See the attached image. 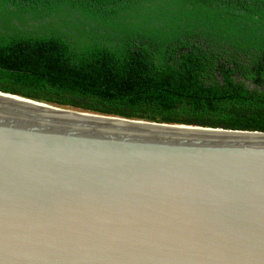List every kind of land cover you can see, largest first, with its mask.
Masks as SVG:
<instances>
[{
  "label": "water",
  "instance_id": "1",
  "mask_svg": "<svg viewBox=\"0 0 264 264\" xmlns=\"http://www.w3.org/2000/svg\"><path fill=\"white\" fill-rule=\"evenodd\" d=\"M0 264H264V133L0 92Z\"/></svg>",
  "mask_w": 264,
  "mask_h": 264
},
{
  "label": "trees",
  "instance_id": "2",
  "mask_svg": "<svg viewBox=\"0 0 264 264\" xmlns=\"http://www.w3.org/2000/svg\"><path fill=\"white\" fill-rule=\"evenodd\" d=\"M0 92L264 133V0H0Z\"/></svg>",
  "mask_w": 264,
  "mask_h": 264
}]
</instances>
